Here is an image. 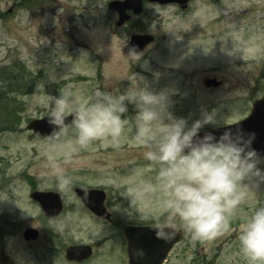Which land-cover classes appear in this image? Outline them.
<instances>
[{"label": "rangeland", "instance_id": "1", "mask_svg": "<svg viewBox=\"0 0 264 264\" xmlns=\"http://www.w3.org/2000/svg\"><path fill=\"white\" fill-rule=\"evenodd\" d=\"M111 1L0 0V106L9 107H0V264H74L63 250L75 244L96 249L84 264H128L120 228L154 226L167 215L158 195L135 200L128 195L138 182L135 173L145 179L156 175L145 149L133 138V105L117 146L95 141L71 151L69 135L63 147L53 151L47 136L26 129L30 121L47 116L46 95H59V89L67 87L85 97L97 89L122 94L140 79L138 74L156 90H175L171 110L176 116L191 123L202 112L216 110L217 127L249 116L253 99L263 96L264 0H194L185 12L145 3L143 13L133 15L123 31L114 29L117 17L108 10ZM137 29L154 34L159 44L143 52L135 65L123 46ZM210 78L224 86L206 88L204 80ZM217 127L208 125L202 131ZM57 170L74 177L67 191L57 189ZM81 185L109 191L108 206L117 227L79 205L74 190ZM32 187L59 192L67 211L54 220L43 219L30 198ZM259 204H264V184L250 191L229 228L210 241H193L178 227L184 239L164 264H248L238 236ZM27 228L41 232L38 243L24 241Z\"/></svg>", "mask_w": 264, "mask_h": 264}, {"label": "clouds", "instance_id": "2", "mask_svg": "<svg viewBox=\"0 0 264 264\" xmlns=\"http://www.w3.org/2000/svg\"><path fill=\"white\" fill-rule=\"evenodd\" d=\"M142 55L132 47L127 57L137 65ZM137 76L140 79L122 94L97 89L85 97L67 87L59 89V95H46L43 105L52 128L46 137L48 148L63 147L69 135L71 151L86 149L95 141L117 146L129 125V105H133V138L145 149L156 175L145 179L135 173L138 182L128 195L133 200L151 195L162 198L167 215L154 224L157 239H175L179 227L193 241L213 240L229 228L250 191L264 184L260 166L264 157L252 147L256 133L237 124L219 136L213 132L201 136L206 126H219L216 110L202 112L189 123V118L171 110L175 90H156L145 77ZM73 180L63 170L56 171L58 190L67 191ZM238 242L248 264H264V204L257 205L241 224ZM135 254L137 259L145 255L143 249H136Z\"/></svg>", "mask_w": 264, "mask_h": 264}, {"label": "water", "instance_id": "3", "mask_svg": "<svg viewBox=\"0 0 264 264\" xmlns=\"http://www.w3.org/2000/svg\"><path fill=\"white\" fill-rule=\"evenodd\" d=\"M151 3H159L161 5L167 4H178L183 9L188 7V3L191 0H148ZM111 10L119 13L118 25H122L126 22L128 10H132L135 14H140L143 11V2L141 0H125L124 2H113L109 5ZM153 41V37L150 35H135L131 39V45H136L141 51L149 43ZM132 47V46H131ZM214 85V82L208 84ZM71 117H69V121ZM246 132H255L256 139L253 141L252 147L257 150L258 154L264 157V97L258 100L253 105V110L249 117L245 120L237 123ZM237 124L229 126L233 129L237 127ZM226 128V127H225ZM225 128H218L209 130L206 132H213L219 136ZM28 130L42 135H48L51 133L52 128L47 122V117L40 120L32 121L28 127ZM206 132L201 133L203 136ZM78 196L82 199L92 212L97 216L106 218L109 215L105 211L104 201L106 199L105 194L101 192L84 191L77 189ZM87 193V196H85ZM32 199L41 205L43 211L46 213L49 219L59 215L62 212L63 204L59 194L57 193H45V192H34L31 195ZM94 198L95 205L93 206L91 198ZM126 237L128 239V259L129 264H163L167 259L172 248L182 239L183 234L177 233L175 239L171 241H164L157 239L155 235L154 227H127L125 229ZM27 241L36 240L38 238V231L35 229H27L25 234ZM136 249L144 250V257L137 259ZM92 255V249L88 246H72L67 250V260L71 262L83 263L89 259Z\"/></svg>", "mask_w": 264, "mask_h": 264}, {"label": "flooded vegetation", "instance_id": "4", "mask_svg": "<svg viewBox=\"0 0 264 264\" xmlns=\"http://www.w3.org/2000/svg\"><path fill=\"white\" fill-rule=\"evenodd\" d=\"M13 12V9H12V11H10V13H12ZM131 19V16H129V19H128V21ZM127 28V25H125V26H122V27H117L116 28V30H118V31H123V30H125ZM134 34H141V35H143V34H151V33H149V32H145V30H143V29H137V32L135 31V32H132L131 34H130V36H129V39L134 35ZM128 44V43H127ZM127 44L125 45V46H123V52H124V54H128L126 51H125V49H126V46H127ZM159 44V42H158V40H157V38L156 37H154V41L150 44V45H148L147 46V48L149 49V50H152V48L151 47H154V49L153 50H156V46ZM146 48V49H147ZM145 49V50H146ZM206 80H204V82H205ZM221 83H222V85L220 86L221 88H222V86H224V82L223 81H221ZM78 187H80V186H78ZM81 187L82 188H86V189H91V190H96V191H105L106 193H107V199H106V202H105V207H106V210L109 212V214H111V218H110V220L111 221H107V220H103V219H100V218H98V217H96L91 211H89L88 209H87V207H85L82 203H81V200L80 199H78L79 200V205L84 209V210H86V212L87 213H89V214H91L95 219H97V220H99V221H103L104 223H107L108 225H113L114 227H117L116 226V223H117V221H115L114 220V217H116L115 216V214H114V212H113V210H112V208L110 209L109 208V206H108V203H109V196H110V194H109V191L107 190V189H105V188H103V187H101V186H84V185H81ZM77 188V187H76ZM75 188V189H76ZM91 201H92V205L94 206L95 205V200H94V198L92 197L91 198ZM65 202V201H64ZM66 203V202H65ZM67 209H68V206H67V203H66V205L64 206V210H63V213H65L66 211H67ZM62 213V214H63ZM45 217V216H44ZM46 218V217H45ZM124 228V227H123ZM123 228L121 229V232H122V237H123V239L124 238H126L125 236H124V233H123ZM119 232H120V230H119ZM41 233V232H40ZM118 237H120V235L118 234ZM40 239H41V237H40V234H39V237H38V239L36 240V241H34V242H32L33 244H35V243H38L39 241H40ZM124 240H126V239H124ZM126 243H127V241H126ZM93 247V246H92ZM66 249L67 248H65L64 250H63V253L64 252H66ZM93 249H94V253L93 254H95L96 253V249L93 247ZM94 256V255H93ZM86 262H88V261H85L84 263H86Z\"/></svg>", "mask_w": 264, "mask_h": 264}]
</instances>
